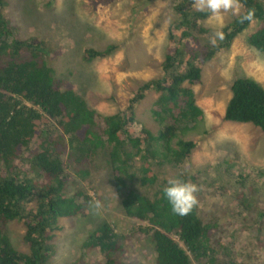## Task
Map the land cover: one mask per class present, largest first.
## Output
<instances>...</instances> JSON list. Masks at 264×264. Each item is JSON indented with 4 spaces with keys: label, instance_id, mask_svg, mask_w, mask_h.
<instances>
[{
    "label": "trees",
    "instance_id": "1",
    "mask_svg": "<svg viewBox=\"0 0 264 264\" xmlns=\"http://www.w3.org/2000/svg\"><path fill=\"white\" fill-rule=\"evenodd\" d=\"M4 3L0 0V264H49L60 218L83 215L91 201L82 185L104 147L115 193L133 227L118 232L106 220L97 223L81 244L79 264H126L132 239L149 242L153 264H225L212 245L216 225L202 221L198 206L180 217L163 195L166 183L151 195L133 186L155 183L152 166L178 168L189 160L195 142L181 135L203 117L192 85L200 82L205 62L229 48L250 24L234 16L213 46L206 38L215 32L204 25L209 13L196 11L193 0H173L161 74L139 83L121 110L102 114L89 107L70 80L55 74L43 39L19 36L2 12ZM244 4V10L255 9L259 22L246 42L264 52V0ZM114 49V43L86 47L83 59L108 57ZM151 90L158 93L151 109L159 123L155 133L133 127L135 107ZM230 92L223 119L250 123L264 134V87L239 76ZM243 192L235 194L242 205ZM259 216L264 218V209ZM12 221L23 224L27 251L15 247L7 234Z\"/></svg>",
    "mask_w": 264,
    "mask_h": 264
},
{
    "label": "rangeland",
    "instance_id": "2",
    "mask_svg": "<svg viewBox=\"0 0 264 264\" xmlns=\"http://www.w3.org/2000/svg\"><path fill=\"white\" fill-rule=\"evenodd\" d=\"M172 3L173 0H5L2 12L17 26L20 37L44 40L45 57L55 74L70 80L89 107L111 114L124 107L139 83L161 74L169 17H174ZM233 17L224 13L218 21L209 15L204 25L216 32L219 24L225 25ZM258 25L254 20L229 48L205 62L200 82L192 85L203 117L195 127L188 124L189 129L181 135L195 142L189 160L178 168L152 166L155 183L133 186L151 195L172 177L199 185L198 214L203 222L216 225L212 245L225 264H264V218L259 216L264 209V134L250 123L223 119L233 79L248 76L264 87V52L246 42V35ZM110 43L115 44L110 56L83 59L84 48L103 49ZM157 96L151 90L136 105L135 129L143 125L154 133L158 130L159 123L151 114ZM107 152V147L98 152L82 185L91 198L84 214L60 218L49 264H79L82 242L102 220L118 232H128L133 227L115 193ZM240 188L244 189V205L235 195ZM6 229L13 245L27 251L22 239L23 224L12 221ZM129 249L131 257L126 264H153L149 242L132 239ZM89 254L102 260L97 251Z\"/></svg>",
    "mask_w": 264,
    "mask_h": 264
},
{
    "label": "clouds",
    "instance_id": "3",
    "mask_svg": "<svg viewBox=\"0 0 264 264\" xmlns=\"http://www.w3.org/2000/svg\"><path fill=\"white\" fill-rule=\"evenodd\" d=\"M196 11L207 12L210 17L220 20L224 13H231L240 23L247 21L249 24L255 20V9H245L244 0H193ZM171 23V17H169ZM223 24H219L214 36L209 42L216 46L218 40L224 37ZM200 191L196 183L181 180L179 177L168 178L163 188V195L171 206L173 214L184 217L189 215L198 206L197 193Z\"/></svg>",
    "mask_w": 264,
    "mask_h": 264
}]
</instances>
